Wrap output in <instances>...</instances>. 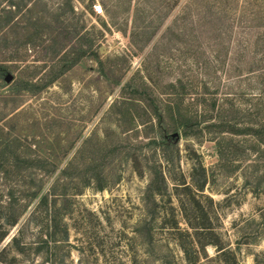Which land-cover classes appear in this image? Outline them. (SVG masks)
<instances>
[{"label": "rangeland", "instance_id": "374dc122", "mask_svg": "<svg viewBox=\"0 0 264 264\" xmlns=\"http://www.w3.org/2000/svg\"><path fill=\"white\" fill-rule=\"evenodd\" d=\"M0 64V128L35 166L0 179V196L26 198L0 264H189L171 232V208L192 232L185 186L215 234L196 264H264V143L207 128L264 126V0H0ZM171 111L198 113L201 135Z\"/></svg>", "mask_w": 264, "mask_h": 264}, {"label": "trees", "instance_id": "16d2710c", "mask_svg": "<svg viewBox=\"0 0 264 264\" xmlns=\"http://www.w3.org/2000/svg\"><path fill=\"white\" fill-rule=\"evenodd\" d=\"M9 74L8 66L0 64V81ZM131 121L136 122V116L129 112ZM158 122H162L163 118L161 114H155ZM179 116V118H177ZM171 111V118L174 122V128L177 131L179 128L183 129L182 135L189 137L194 134H200V123L201 116L196 114H187L181 116ZM177 118V119H176ZM208 130L213 128L218 129L219 133L230 134L232 136H247L255 139L260 143H264V126H242L236 124H229V122H219L217 125L209 124ZM175 131V132H176ZM16 141L11 140L9 135L5 132V128H0V179L6 180L10 176H15L18 179H22L24 173L30 169H33L31 161L24 157V153L15 147ZM219 154L222 155L221 144L217 143ZM40 166H37L38 169ZM68 169V168H67ZM66 172V170L64 171ZM186 185V184H185ZM203 185L200 186V189ZM178 189V188H176ZM184 189L188 193V200H184L179 194H174L173 197L178 200L179 209L181 210L189 229L192 231H182L178 223L175 220V211L172 210L173 227L171 232L174 233L176 239L179 240V244L182 252L184 253L186 260L189 264H196L197 259L200 258V252L205 251L206 246L213 245L212 237L215 238V234L211 228V220L208 212L202 208L200 201L195 195L190 186H185ZM167 192V182L161 172H153V178L148 186L147 191V202L149 205L153 204V208H158V200L164 197ZM39 193H33L32 198H37ZM177 195V196H176ZM190 195V196H189ZM25 195L21 197L15 196L13 192L7 195L0 196V248L7 240L10 239V243L19 246V237L21 231L19 230L16 235L11 236L12 231L18 226L21 219L24 217L26 212V205L24 204ZM28 197V196H26ZM50 197H55V194L43 195L39 198L37 211L41 208H45L44 213L46 214V232L45 237L47 238L48 244H56L58 242L57 235L60 230L61 214L56 210L55 198L51 201ZM53 199V198H52ZM171 199V197H170ZM171 201V200H170ZM190 206V210L187 208ZM36 211V212H37ZM67 238V231L65 230V236ZM216 245V244H215ZM7 247V246H6ZM6 247L1 251L4 253ZM222 251V250H221ZM224 253V252H223Z\"/></svg>", "mask_w": 264, "mask_h": 264}, {"label": "built area", "instance_id": "2783aa9c", "mask_svg": "<svg viewBox=\"0 0 264 264\" xmlns=\"http://www.w3.org/2000/svg\"><path fill=\"white\" fill-rule=\"evenodd\" d=\"M96 12L99 14V15H102L103 14V10H102V7H96L95 8Z\"/></svg>", "mask_w": 264, "mask_h": 264}, {"label": "water", "instance_id": "95a60500", "mask_svg": "<svg viewBox=\"0 0 264 264\" xmlns=\"http://www.w3.org/2000/svg\"><path fill=\"white\" fill-rule=\"evenodd\" d=\"M10 80H11V77L10 76H7L6 81L7 82H10Z\"/></svg>", "mask_w": 264, "mask_h": 264}]
</instances>
